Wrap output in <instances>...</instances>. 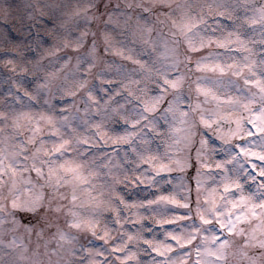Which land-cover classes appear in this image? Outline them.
<instances>
[{
  "label": "clouds",
  "instance_id": "clouds-1",
  "mask_svg": "<svg viewBox=\"0 0 264 264\" xmlns=\"http://www.w3.org/2000/svg\"><path fill=\"white\" fill-rule=\"evenodd\" d=\"M0 264H264V0H0Z\"/></svg>",
  "mask_w": 264,
  "mask_h": 264
}]
</instances>
